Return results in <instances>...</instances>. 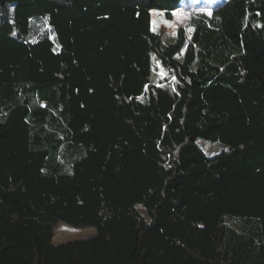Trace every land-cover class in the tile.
Wrapping results in <instances>:
<instances>
[{
    "label": "trees",
    "instance_id": "trees-1",
    "mask_svg": "<svg viewBox=\"0 0 264 264\" xmlns=\"http://www.w3.org/2000/svg\"><path fill=\"white\" fill-rule=\"evenodd\" d=\"M181 2L0 0V264H264V0Z\"/></svg>",
    "mask_w": 264,
    "mask_h": 264
},
{
    "label": "rangeland",
    "instance_id": "rangeland-1",
    "mask_svg": "<svg viewBox=\"0 0 264 264\" xmlns=\"http://www.w3.org/2000/svg\"><path fill=\"white\" fill-rule=\"evenodd\" d=\"M224 0H182L180 8L177 10V15L174 16L171 26H168L165 22V16L163 12L155 10L152 12V27H155V32L159 35L162 46L165 47L168 43L174 42L177 38V32L180 27H184L187 30L188 40L193 34V29L189 26L190 18L197 12H212L217 6H219ZM159 13H162L160 15ZM191 29V31H189ZM183 51L177 56L179 60H184ZM151 84L159 87H178L180 82L177 80L175 74L168 68H165L161 62L155 57L152 58V77ZM140 101L146 103L149 100L148 87L145 89L143 95L139 98ZM205 148H213L210 144H205ZM221 148V145L214 144V150ZM97 230L94 227L75 228L67 223L60 221L55 226V235L53 237V243L56 245L68 242L71 240H77L87 238L95 235Z\"/></svg>",
    "mask_w": 264,
    "mask_h": 264
},
{
    "label": "snow or ice",
    "instance_id": "snow-or-ice-1",
    "mask_svg": "<svg viewBox=\"0 0 264 264\" xmlns=\"http://www.w3.org/2000/svg\"><path fill=\"white\" fill-rule=\"evenodd\" d=\"M159 14L162 15V13H159ZM172 15L173 16H176L177 15V12L176 11H173L172 12ZM208 15H211V12H208ZM165 23L168 24V26H171V22L166 21ZM153 30L155 31V27L153 28ZM189 31H191V29H189ZM189 39H191V37H189Z\"/></svg>",
    "mask_w": 264,
    "mask_h": 264
}]
</instances>
